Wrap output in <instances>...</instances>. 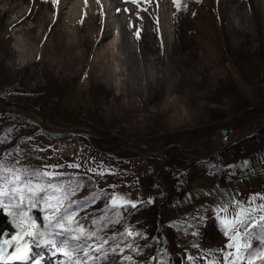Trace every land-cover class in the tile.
Returning <instances> with one entry per match:
<instances>
[{
	"label": "rangeland",
	"instance_id": "1",
	"mask_svg": "<svg viewBox=\"0 0 264 264\" xmlns=\"http://www.w3.org/2000/svg\"><path fill=\"white\" fill-rule=\"evenodd\" d=\"M89 2L61 12L62 0H0V163L53 174L27 177L45 190L3 208L13 235L21 209L47 232L51 196L62 214L108 238L99 264H221L235 251L225 248L222 219L237 204H264V0H179V11L173 0H126L125 17L111 0ZM29 36L33 46H23ZM13 84L38 102L2 95ZM179 185L213 192L178 215ZM114 194L136 207L109 210Z\"/></svg>",
	"mask_w": 264,
	"mask_h": 264
},
{
	"label": "snow or ice",
	"instance_id": "2",
	"mask_svg": "<svg viewBox=\"0 0 264 264\" xmlns=\"http://www.w3.org/2000/svg\"><path fill=\"white\" fill-rule=\"evenodd\" d=\"M56 2L57 0H53L54 5ZM132 2L137 3L138 0H132ZM173 3L179 11L181 7L179 0H173ZM74 166L78 167V165ZM22 174L25 177L24 179H22ZM52 175L42 171L30 172L28 169L14 170L0 163V208L20 209V205L28 201L30 196L34 197L38 192L45 190L42 186H34L31 179L27 177L46 176L51 178ZM48 187L51 188V185ZM55 190L60 191L59 188ZM256 199L257 197H252L250 203H254ZM260 199H264V197H260ZM5 200L9 201V203L5 204ZM52 201L53 197L51 196L45 200V208L50 209L52 213L50 216L45 217L47 220L45 225L47 232L40 231L36 223L22 209L13 213L14 218L19 217L15 222V227L19 231L10 240L0 241V261L5 259L21 262L28 261L31 256L32 246L40 247L41 245L49 246L52 249L53 256L57 254L64 256L65 260L60 262V264H90V262L91 264H99L100 261H106L108 253L105 252L104 245L108 243V238H101L97 233L87 231L78 224L73 214H62L58 203H53ZM31 206L35 207L36 204L32 203ZM125 206L136 207L134 203L118 194L112 195L110 203L105 205L109 210ZM220 211L228 212L229 209L222 208ZM256 212L264 213V204L249 208H244L237 204L232 210V218L225 217L222 219L223 234L229 240L225 248L235 249V251L231 253L225 252L221 264H240L241 261H246V264H256L257 260L264 261V247L257 249L251 243L253 239H256L264 244V215L255 218L254 213ZM93 223L95 224L96 222L93 221ZM72 225H76V227H72ZM237 225L243 227V232H234ZM126 234L131 236L133 233L126 230ZM46 236L50 238L46 239ZM25 237L30 239L25 240ZM111 239H115V237H111ZM90 241H95V243ZM13 245L15 246V251L5 257L4 254L7 251L5 246ZM112 251L115 252L116 249ZM36 264H40V262L36 261ZM211 264H217V262L212 261Z\"/></svg>",
	"mask_w": 264,
	"mask_h": 264
},
{
	"label": "trees",
	"instance_id": "3",
	"mask_svg": "<svg viewBox=\"0 0 264 264\" xmlns=\"http://www.w3.org/2000/svg\"><path fill=\"white\" fill-rule=\"evenodd\" d=\"M262 75L261 80L259 81V86L260 88L263 90L264 89V71H260L259 75ZM2 95L4 96H13L16 100V104L19 103V101L21 103H23L24 105L28 106V105H34L38 102L39 98L33 94V93H29V92H20L18 91V88L16 86V84H13L12 87H7L4 88V90L2 91ZM13 103V102H11ZM20 104V103H19ZM264 174V173H263ZM250 176H252V174H249ZM240 177V176H239ZM264 177V175H263ZM178 198L175 199L176 201H178L177 203V214L178 215H182L185 210L189 207V205L192 203V198L195 200L201 199L204 195L212 193L213 191H204L202 188H196L193 190H188L186 191V186L184 185H179L178 186ZM222 195L226 196V198L228 200L231 199V192L230 189H228L227 187L223 190V192L221 193ZM176 202H173L169 205V209L173 210L174 206L173 204H175ZM30 214V213H28ZM34 219L36 221L39 220V214H35ZM13 236V222L10 219V215H8L2 208H0V241L2 240H10L11 237ZM30 238L25 237V240H29ZM7 248V251L5 252V257H7V255H10L11 253H13L15 251V246H5ZM35 254H39V249H34L32 247L31 250V256H35ZM10 260H3L4 263H7Z\"/></svg>",
	"mask_w": 264,
	"mask_h": 264
},
{
	"label": "bare ground",
	"instance_id": "4",
	"mask_svg": "<svg viewBox=\"0 0 264 264\" xmlns=\"http://www.w3.org/2000/svg\"><path fill=\"white\" fill-rule=\"evenodd\" d=\"M64 1V4H66V6L65 7H60L61 9H60V11L62 12V10H65V9H67L68 8V5H70V7H72L74 4H72L73 3V1L74 0H62V2ZM126 0H111V3L112 4H114V9H115V11H116V15H115V17L116 16H118V17H120L121 15H122V17H125V16H127V15H129V14H131V15H133V13L130 11V10H128L127 8H125V9H121V5H122V2H125ZM90 4H92V6H96V4H97V0H90V2H89ZM163 4H164V1H163ZM163 4L161 5L162 7H163ZM69 9V12L71 11V9L70 8H68ZM161 12H162V15H163V19H164V16H165V12H164V10L162 9L161 10ZM47 15V14H46ZM45 15V16H46ZM63 15V14H62ZM70 16H72V14H69ZM70 16H68V18H70ZM30 16H26V17H24V18H22V19H19V20H15L13 23H12V27L14 28V29H16V30H14V34L16 33L17 35H21V34H23V32L21 33V31H23V29L22 28H20L21 27V25L26 21V20H30V18H29ZM47 17H48V15H47ZM47 17H45L43 20H41V27L42 28H44L48 23H49V20H48V23H47ZM164 21V27H167V24H168V22L166 21V20H163ZM120 24H121V28H122V32H121V35H120V37L122 38L123 37V35L125 36V34H126V30H124V25H123V23L122 22H120ZM120 29H119V27H118V31H119ZM34 31V27H30V28H28L27 29V32L28 33H32ZM22 42V45L23 46H28V45H31V46H33V44L34 43H32V42H34L33 41V38L32 37H25V38H23L22 40H21ZM126 41V40H125ZM40 42V38L39 39H36V43H39ZM87 44H89L90 42L89 41H85ZM93 43V42H92ZM96 43V42H95ZM130 44V45H129ZM131 47V42H130V39H127V41H126V50L128 49V48H130Z\"/></svg>",
	"mask_w": 264,
	"mask_h": 264
},
{
	"label": "water",
	"instance_id": "5",
	"mask_svg": "<svg viewBox=\"0 0 264 264\" xmlns=\"http://www.w3.org/2000/svg\"><path fill=\"white\" fill-rule=\"evenodd\" d=\"M221 135H222V136H225V135H226V131H225V130H222V131H221ZM134 147H135V148H138V149H141V150H146V146H144V145H140V144H139V145H135Z\"/></svg>",
	"mask_w": 264,
	"mask_h": 264
}]
</instances>
